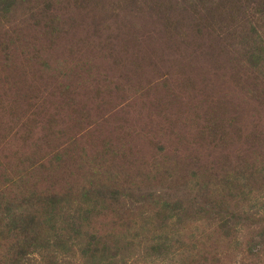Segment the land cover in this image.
<instances>
[{
	"label": "rangeland",
	"instance_id": "obj_1",
	"mask_svg": "<svg viewBox=\"0 0 264 264\" xmlns=\"http://www.w3.org/2000/svg\"><path fill=\"white\" fill-rule=\"evenodd\" d=\"M0 264H264V0H0Z\"/></svg>",
	"mask_w": 264,
	"mask_h": 264
}]
</instances>
